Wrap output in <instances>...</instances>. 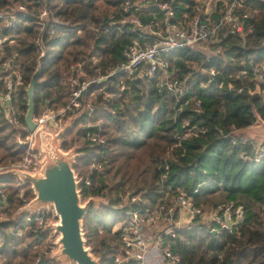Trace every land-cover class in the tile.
<instances>
[{"label": "trees", "instance_id": "1", "mask_svg": "<svg viewBox=\"0 0 264 264\" xmlns=\"http://www.w3.org/2000/svg\"><path fill=\"white\" fill-rule=\"evenodd\" d=\"M124 2L0 0L2 11L18 5L27 9L11 31L14 42L7 46L24 83L13 96L15 122L0 115V165L18 161L25 151L20 139L29 133L24 118L26 88L37 66L34 116L46 107L66 105L73 91L71 65L80 63L82 78L92 82L82 98L81 113L60 138V147L67 151L80 140L73 169L80 180L81 196L106 199L99 206L91 203L83 218L86 242L99 264H116L117 223L125 219L128 209L121 193L142 194L157 204L169 200L177 190L192 193L199 185V192L194 193L196 203L216 205L233 199L243 204L244 220L231 232H213L204 223L178 229L188 239L171 241L180 256L179 264H264V159L242 161L239 154L249 149L251 139L234 133L264 121V98L250 92L254 84L249 74L254 63L264 60V0L253 2L247 25L251 31L245 38L229 35L217 55L208 58L184 48L163 57L172 78L187 79L188 93L181 98L160 88L156 80L132 79L122 71L107 76L124 61L122 49L135 37L117 22L129 16L143 22L163 17L155 7L123 13ZM195 4V0H174L175 21L187 22L193 17ZM43 10L48 14L40 22ZM197 67L216 71L204 88L200 84L206 83L208 76ZM92 94L94 98L88 102ZM197 100L202 112L195 111ZM88 103L93 106L91 112ZM186 122L206 131L178 143L181 125ZM241 139L247 143L242 144ZM0 190L4 193L0 194V214L6 217L34 196L30 184L13 175L0 176ZM11 226V220L0 222V261L49 264L46 256H38L51 230L34 231L30 226L18 235Z\"/></svg>", "mask_w": 264, "mask_h": 264}, {"label": "built area", "instance_id": "2", "mask_svg": "<svg viewBox=\"0 0 264 264\" xmlns=\"http://www.w3.org/2000/svg\"><path fill=\"white\" fill-rule=\"evenodd\" d=\"M173 1L125 0L122 5L123 13L134 14L143 9L155 7L162 12L163 17L160 20L151 19L143 22L137 16H129L117 22L120 26L126 25L135 37L122 49L124 61L112 69L107 76L122 71L132 79L156 80L160 88L177 98L183 97L188 93L187 79L172 78L170 65L163 57L175 49L184 48L200 52L208 58L217 55L221 50L219 45L229 35L237 34L245 38L251 31V29L247 31V25L251 18V11L254 10L253 2L257 0H195V15L187 22L175 21L176 11L172 5ZM26 14L27 9L24 5L0 10V115L13 122H15L13 96L15 91L23 85L24 79L21 69L14 64V57L7 54V46L14 41L11 32L14 25L18 23L20 16ZM47 14V10H43L38 16L39 21L43 22ZM120 26L116 28L120 29ZM41 43V39L38 38L39 50L42 49ZM71 70L74 73L71 79L73 91L66 105L58 109L46 107L39 116L33 115V121L37 127H43L47 132L57 133L64 129L69 120L82 111V98L92 81L82 78L84 72L80 63L71 65ZM197 70L208 76L207 82L200 84L202 88L206 87L216 74L213 68L205 70L199 67ZM249 74L254 84L250 92L264 98V60L254 63ZM195 105V111L202 112L200 100H197ZM87 108L89 112L93 110L90 103L87 104ZM25 129L27 130V127ZM205 131V128L190 125L188 122L183 123L177 142L181 143L182 140ZM87 136L93 141L96 140L95 135L88 133ZM245 139H241L242 144L247 143ZM33 141V132H29L24 139H20L25 146L22 157L16 162L0 165V176L10 173L9 175L19 180L16 171L30 173L39 171L42 155L32 150ZM247 144L249 149L239 154L242 161L258 163L264 159V139L261 141L251 139ZM164 169L166 175L168 166H164ZM199 186L194 188L192 193L177 190L175 194L169 196V200L157 204H151L142 194L132 191L121 193L122 200L128 209L125 219L118 224L119 244L114 255V262L116 264H151L152 260H159L160 264H179L180 256L173 250L171 241L175 239L187 241L188 239L185 234H179L178 229L204 223L213 232L219 230L231 232L244 220L243 204L233 199L216 205L196 203L194 193L199 192ZM0 194L4 196L1 190ZM28 202L29 200L19 206L16 214L11 217L0 214V222L11 220L14 224V232L18 235L30 226L34 231H44L48 229L49 222H52L49 221L50 216H56L52 205L27 209L25 205ZM149 254L153 255L151 260L148 258ZM0 264L4 263L0 261Z\"/></svg>", "mask_w": 264, "mask_h": 264}, {"label": "water", "instance_id": "3", "mask_svg": "<svg viewBox=\"0 0 264 264\" xmlns=\"http://www.w3.org/2000/svg\"><path fill=\"white\" fill-rule=\"evenodd\" d=\"M39 71L38 65L26 88L27 111L24 118L27 130L33 132L32 150L42 155L40 169L36 173L15 172L22 183L30 184L34 193L25 208L37 209L52 205L57 220L49 222L48 229L58 233L59 249L56 254L73 264H99V258L93 255L86 244L82 222L94 199L89 197L84 204L81 203L78 190L80 180L73 169L78 156L77 149L64 151L60 147V138L70 126L67 125L57 133H50L43 127H37L33 121V95ZM252 129L264 135V121H259Z\"/></svg>", "mask_w": 264, "mask_h": 264}, {"label": "rangeland", "instance_id": "4", "mask_svg": "<svg viewBox=\"0 0 264 264\" xmlns=\"http://www.w3.org/2000/svg\"><path fill=\"white\" fill-rule=\"evenodd\" d=\"M14 41H12L11 43H13ZM199 67H197L196 69H198ZM92 98H94V94L90 95L89 98H88V102H90L91 100H93ZM26 114V113H25ZM77 116V115H76ZM71 120H69L68 122V126H71V124L73 123V121L75 120V117ZM252 128V127H251ZM252 131V132H251ZM235 135L237 137H243V138H249L251 137V139L255 140V141H261L264 139V136L261 135V134H255V132L253 131V129H249L247 128V130H240V131H234ZM81 142L80 140L76 142L75 146L72 147V148H76L78 149L79 146H80ZM79 190V189H78ZM89 197H92L94 199V201L92 202V204L96 205V206H99L101 203L105 202V198H101V197H97V196H89ZM89 197H85L83 198L81 196V193H80V200H81V203L84 204V202L89 198ZM210 204V203H209ZM16 213H14L13 215H15ZM12 215V216H13ZM49 218V216H48ZM50 220L49 221H52V222H55V218L53 216H50L49 218ZM57 220V219H56ZM5 221V220H4ZM83 222V221H82ZM119 223H117V226H118ZM14 226H11V229H13ZM51 230V233H49L46 237V240L44 241L45 244H43L41 246V250H40V253H39V257H42V256H46V258H48L49 260V264H73L67 260H65L62 256L60 255H57L56 252L58 251L59 249V245L57 243V235L58 233L57 232H54L53 229H49ZM84 232V230H83ZM85 238V236H84ZM86 240V238H85ZM87 244V242H86ZM88 245V244H87ZM88 247L90 248L91 252H92V249L90 247V245H88ZM93 253V252H92ZM94 256H96L94 253H93ZM97 257V256H96Z\"/></svg>", "mask_w": 264, "mask_h": 264}, {"label": "crops", "instance_id": "5", "mask_svg": "<svg viewBox=\"0 0 264 264\" xmlns=\"http://www.w3.org/2000/svg\"><path fill=\"white\" fill-rule=\"evenodd\" d=\"M258 124V123H257ZM256 124V125H257ZM255 125H253V126H251V127H254ZM251 127H249V129H252ZM244 130H247V128L246 129H244ZM240 131V130H239ZM252 132V131H251ZM255 134H258V133H255ZM261 135H263V134H261ZM264 136V135H263ZM250 139H251V137H250ZM152 257H153V255H151V254H149V256H148V258H149V260H151L152 259ZM151 264H160V261L159 260H155V261H151Z\"/></svg>", "mask_w": 264, "mask_h": 264}, {"label": "bare ground", "instance_id": "6", "mask_svg": "<svg viewBox=\"0 0 264 264\" xmlns=\"http://www.w3.org/2000/svg\"><path fill=\"white\" fill-rule=\"evenodd\" d=\"M74 264H76V263H74Z\"/></svg>", "mask_w": 264, "mask_h": 264}]
</instances>
